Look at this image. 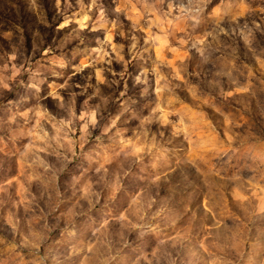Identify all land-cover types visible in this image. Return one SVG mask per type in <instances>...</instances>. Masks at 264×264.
<instances>
[{"label":"rangeland","instance_id":"374dc122","mask_svg":"<svg viewBox=\"0 0 264 264\" xmlns=\"http://www.w3.org/2000/svg\"><path fill=\"white\" fill-rule=\"evenodd\" d=\"M0 264H264V0H0Z\"/></svg>","mask_w":264,"mask_h":264}]
</instances>
